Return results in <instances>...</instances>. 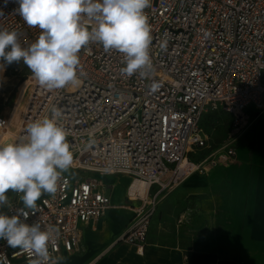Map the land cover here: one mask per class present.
Returning a JSON list of instances; mask_svg holds the SVG:
<instances>
[{
	"label": "built area",
	"instance_id": "1",
	"mask_svg": "<svg viewBox=\"0 0 264 264\" xmlns=\"http://www.w3.org/2000/svg\"><path fill=\"white\" fill-rule=\"evenodd\" d=\"M16 0H0V29L15 30L22 47L35 42L38 28L29 27L15 11ZM151 25L149 77L121 74L123 54L90 43L79 52V83L58 90L41 87L23 62L10 73L20 77L19 94H27L22 123L12 141L20 142L26 126L51 116L53 107L74 147V162L62 173L54 195L43 194L25 220L58 230L42 264L80 251L82 231L99 222L112 208L107 186L95 176H127V200L134 216L119 242L143 249L161 194L181 186L210 167L236 160L235 144L250 126L247 111H264V0H151L145 9ZM85 25L93 22L86 17ZM23 71L25 73L23 74ZM153 85H156L153 89ZM230 117L222 154L196 164L190 155L208 149L204 121ZM10 117L0 116V136ZM90 174L93 177H86ZM134 182L147 186L146 195L132 194ZM157 191L152 194L154 188ZM9 217L24 208L19 194L6 193ZM34 256L0 239V264H32Z\"/></svg>",
	"mask_w": 264,
	"mask_h": 264
},
{
	"label": "clouds",
	"instance_id": "2",
	"mask_svg": "<svg viewBox=\"0 0 264 264\" xmlns=\"http://www.w3.org/2000/svg\"><path fill=\"white\" fill-rule=\"evenodd\" d=\"M15 10L23 21L38 28L35 42L22 47L15 30L0 29V69L5 64L23 62L38 84L58 90L79 83V52L90 43L102 44L105 51L123 54L121 74L149 77L153 71L150 56L151 25L145 9L151 0H16ZM2 15V13H0ZM92 21L85 25L83 19ZM155 89L156 85L152 86ZM61 111L53 107L51 116L26 126L20 142L0 143V208L11 207L9 190L18 193L24 208L9 217L0 212V239L8 246L34 256L32 264L50 259L49 245L58 237L52 225L25 220L37 209L43 194L54 195L62 173L74 162L68 132L59 123ZM52 264H58L53 260Z\"/></svg>",
	"mask_w": 264,
	"mask_h": 264
},
{
	"label": "crops",
	"instance_id": "3",
	"mask_svg": "<svg viewBox=\"0 0 264 264\" xmlns=\"http://www.w3.org/2000/svg\"><path fill=\"white\" fill-rule=\"evenodd\" d=\"M22 93L11 116L17 120L28 101ZM247 113L251 126L235 144L236 160L161 194L141 251L119 242L137 205L127 200L131 178L95 176L112 208L83 228L80 251L64 255L63 264H264V111Z\"/></svg>",
	"mask_w": 264,
	"mask_h": 264
},
{
	"label": "rangeland",
	"instance_id": "4",
	"mask_svg": "<svg viewBox=\"0 0 264 264\" xmlns=\"http://www.w3.org/2000/svg\"><path fill=\"white\" fill-rule=\"evenodd\" d=\"M4 63L3 61H1ZM4 71V80H0V116L10 117L15 112L14 109L17 104L19 87L22 83V79L20 77H14L10 73V66L5 64ZM25 71H23V74ZM264 78V73H263ZM228 121L226 116H219L217 114H213L206 118L204 121V129L209 137L208 149L198 150L196 155H190V159L196 164L204 163L207 159H212V156L216 157L219 154H222L221 149L224 147V138L225 133L228 131ZM4 132H2L0 139L2 138ZM204 166H207L208 169H211L208 163H204ZM66 174H74L71 170L64 172ZM199 174V173H198ZM194 176V175H193ZM192 177V176H191ZM117 180V179H116ZM132 183V179L130 180ZM125 184V182H123ZM13 193V191H11ZM0 212H3V209L0 208ZM63 264V261L61 262Z\"/></svg>",
	"mask_w": 264,
	"mask_h": 264
},
{
	"label": "bare ground",
	"instance_id": "5",
	"mask_svg": "<svg viewBox=\"0 0 264 264\" xmlns=\"http://www.w3.org/2000/svg\"><path fill=\"white\" fill-rule=\"evenodd\" d=\"M0 64H3V63L0 61ZM4 71H5V66L2 69H0V80L2 79L4 80ZM24 90L25 89H23L22 91L23 93H24ZM16 112H17V109H16ZM22 119H23L22 116L20 117L19 120H17L16 118H11L9 122L8 130L3 133L2 138L0 139V143L12 141L14 135L17 133V131L19 130L21 126ZM130 192L132 194L138 192L140 195L144 196L147 193V186L146 184L142 182H134Z\"/></svg>",
	"mask_w": 264,
	"mask_h": 264
},
{
	"label": "trees",
	"instance_id": "6",
	"mask_svg": "<svg viewBox=\"0 0 264 264\" xmlns=\"http://www.w3.org/2000/svg\"><path fill=\"white\" fill-rule=\"evenodd\" d=\"M230 129V124H228V130ZM227 133V132H226ZM226 133H225V135H226Z\"/></svg>",
	"mask_w": 264,
	"mask_h": 264
}]
</instances>
